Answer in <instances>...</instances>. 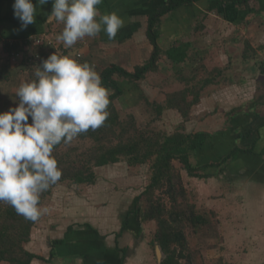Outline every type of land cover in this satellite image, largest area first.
Returning <instances> with one entry per match:
<instances>
[{
	"label": "crops",
	"instance_id": "crops-1",
	"mask_svg": "<svg viewBox=\"0 0 264 264\" xmlns=\"http://www.w3.org/2000/svg\"><path fill=\"white\" fill-rule=\"evenodd\" d=\"M165 1L103 0L97 5L99 13L116 12L123 19L124 25L115 39L110 40L102 30L95 37L79 40L76 45L82 49L85 60L94 63L97 72L111 64L132 69L143 63L151 57L154 49V43L149 38L153 21V31L158 35L157 44L162 56L158 61L159 69L138 82H131L146 87L142 96L150 100L163 101L168 92L178 90L175 86L179 84L180 76L182 79L192 77L184 74L183 70L191 72L195 69L197 62L191 58L195 51H201L203 55L208 52L228 55L234 62L243 56V67L254 63L255 60L246 59L247 52L240 33L229 32L231 27H245L250 15L264 20V0H252L248 7L223 4L217 8L218 0H198L151 19ZM14 2L0 0V90H4V84H12L10 95L0 97V112L13 107L8 106V103H14L15 106L18 104L16 90L21 83L35 79V70L41 64H30L21 58L5 56L8 51L2 47V43L13 44L12 50L19 47L17 50L22 48L29 55L40 50V47L35 48L30 44L24 46L27 37L47 34L57 38L64 28L63 23L51 16L53 0L42 6L33 0L37 9L35 23L27 28H23L21 21L15 17ZM223 41L227 44H223ZM249 71L253 72L251 69ZM243 76L231 88L232 94L229 93L228 98L234 97V91L238 92L237 89L246 83ZM220 98L215 97L214 100L219 102ZM138 100L140 102V98ZM169 109L172 112H168ZM169 109L164 110L162 116L176 117V110ZM227 116L225 113L221 119L218 116L207 118L198 122L199 127L191 131L196 134L191 154L193 161L199 164L218 163L230 153V158L223 164L206 169L209 176L196 178L203 180V198L211 201L209 203L207 200L204 204L207 209L218 213L216 209L219 207L220 210L226 206L229 209L237 208L230 221L236 230L238 242L228 250L237 249L236 252L226 253L233 259L227 260L228 263L264 264V107L259 112H241L230 118ZM104 167L107 178L108 174L117 173L126 181L124 189L108 184L99 198L93 194L94 201H86L73 192H69L73 194L70 201H64V196L62 200L55 196L54 204L47 208L48 211L43 213L42 219L33 227L31 240L26 245L31 252L43 255L46 261L34 258L30 264H139L148 257V243H151L148 228L153 225L142 220L140 211H129L134 198L150 181L139 177L142 169L131 171L126 161ZM52 251L55 253L53 256Z\"/></svg>",
	"mask_w": 264,
	"mask_h": 264
},
{
	"label": "trees",
	"instance_id": "trees-1",
	"mask_svg": "<svg viewBox=\"0 0 264 264\" xmlns=\"http://www.w3.org/2000/svg\"><path fill=\"white\" fill-rule=\"evenodd\" d=\"M195 1L198 0H166L151 16V19H156L161 14ZM251 1L218 0L215 8L221 7L223 4L248 7ZM152 22L149 38L154 43V49L148 60L135 65L132 69L119 64H111L98 72L102 78L103 86L109 92L110 102L106 109L108 116L99 128L89 129L77 137L83 141L90 140L83 163L71 160L72 150L79 148L78 143V145H72L62 142L55 146L53 155L58 161L62 175L55 185L41 194L40 205L46 204L47 196L52 193L55 186L65 183L67 180L76 185L78 189L82 184H94L96 182L95 167L126 161L132 171L150 163V182L134 198L129 212L138 213L140 211L142 220L154 225L152 232L154 238L151 242L152 245H159L163 252L161 264H200L195 261V253L190 246V235L198 232L200 227L208 225L212 221V217H217V214L212 209H207L205 212L199 210L194 200L195 196L186 187L181 170L185 169L191 177H207L209 173L206 172V169L220 166L230 158V153L218 163L199 164L193 161L191 156L196 134L186 132L183 123H180L173 132L158 130L154 123L160 120L163 111L169 108L178 109L187 118L190 109L200 101V91L206 86L216 83L218 80L216 77L220 76V70L218 69L216 72V69L209 76H204L202 84V81H199V84L194 83L195 74L192 77L184 78L185 86L174 92H168L163 101H153L145 96L149 105L146 107V112H148L146 116L149 118L152 116L147 123L138 121L136 115L122 118L115 103L116 99L124 92L119 79L124 78L130 82H138L147 74L159 69L158 61L162 57L161 49L157 44L158 35L153 31L154 24ZM76 47L75 44L71 49ZM12 48L9 44L5 45V50L8 51L7 57H13ZM20 51L21 55L17 58H21L23 61L27 60L30 64L38 63V58L35 57L32 62H29V56L23 52L22 48ZM40 51L43 54L44 50L41 47ZM250 56H253V53H246V59L255 60V62L249 63V70L258 71L261 69L264 73V60L258 61L255 57L249 59ZM203 57L201 51H195L191 55L193 62H197L196 64L201 62ZM194 70L198 71V67L195 66ZM193 90L196 93L191 101L188 100V95ZM263 107L264 79L256 82V92L250 101L243 103L240 107H234L226 114L230 118L241 112H259ZM29 122H31V118ZM42 217L43 215L35 221L27 219L18 214L11 205L0 202V264H30L34 258L46 261L43 255L35 254L26 247L31 240L33 227ZM53 254H55L54 251L51 252V256Z\"/></svg>",
	"mask_w": 264,
	"mask_h": 264
},
{
	"label": "clouds",
	"instance_id": "clouds-1",
	"mask_svg": "<svg viewBox=\"0 0 264 264\" xmlns=\"http://www.w3.org/2000/svg\"><path fill=\"white\" fill-rule=\"evenodd\" d=\"M103 0H53L51 16L64 24L57 39L71 48L102 30L110 40L123 27L116 13L101 15ZM46 5L49 0H37ZM14 15L23 28L35 23L33 0H15ZM35 79L16 90L18 104L0 112V202L30 220L48 211L40 205L41 194L61 178L53 155L55 146L71 143L106 120L109 92L94 65L56 52L43 60ZM31 118V122H29ZM163 254L157 252V261Z\"/></svg>",
	"mask_w": 264,
	"mask_h": 264
},
{
	"label": "rangeland",
	"instance_id": "rangeland-1",
	"mask_svg": "<svg viewBox=\"0 0 264 264\" xmlns=\"http://www.w3.org/2000/svg\"><path fill=\"white\" fill-rule=\"evenodd\" d=\"M247 19L248 22L245 24V27L244 25H240L239 27L237 26L231 27L229 34L239 32L240 33L239 36L241 37V40L245 44V51H249L247 52L249 54L253 53V57H255V59H257L258 61H262L264 60V20L253 15L248 16ZM243 31H245L244 35H243ZM217 40L220 41V39ZM222 43L227 44L224 41ZM1 55H5V54L2 53ZM238 58L239 61L234 62V60L230 59L228 55L222 56L219 53L217 54L216 52H208L206 55H204L201 62L196 64V66L198 67V71H195L193 69V71L190 72L188 69H184L183 73L187 74V76L188 75L194 76V74L196 75L193 79L195 84L197 83L199 84V81H202L204 76L206 75L209 76V74H211L212 71L214 72L217 69L216 70L217 72L219 69L220 76L216 77V79L220 78V81H217L214 84H210L208 87L206 86L204 89H202V91H200L201 92L199 97L200 101L198 104H195L194 107H192V109H190V113L187 116V118H185L178 109H175L176 117L162 116L160 120L154 123L155 128L158 130H166L168 132H173L174 130L177 129V126L180 123H183L185 125V131L191 132L194 131L197 127H199L198 122L201 123L207 118H214V117L217 118V116L219 119H221L222 117L224 118L225 113L233 109V105H237L240 107L243 103L249 101L248 100L249 97L255 95L256 82L258 80L264 79V73L260 69L256 71L255 74H253L254 71L250 72L248 70L247 65L246 67H243L244 64H242L241 59L244 57L240 56ZM242 74H244V76ZM242 76L244 77V79H246V83L242 84L239 87V89H237L238 92L236 90L234 91V95H235L234 97L228 98L230 97V94H232L231 88L235 87L234 84H236V81L239 80L238 78ZM230 78H233L234 81L233 82L230 81ZM125 81L127 82V84L122 85ZM119 82L121 87L124 88V92L119 98L116 99L115 103L118 109L120 110V114L122 118L136 115L138 121L141 122L145 121V123H147V121L151 119L152 116H150V118L146 116V114H148V112H146L147 109L146 107L149 106L147 102L148 97L146 98L145 95L142 96V94H145L146 87L143 88V85L141 86L140 85L138 86L137 84L135 85L134 83H131L130 81L124 78H120ZM229 82L232 83L229 84ZM251 82L252 84H250ZM202 83L203 81L201 82V84ZM11 85H9L8 83L4 84V90H0V97L3 95L5 97H8L10 95ZM184 86H185L184 79H182V77L180 76L179 84H177L175 87L176 89H179ZM167 89H169V87H167ZM170 90L172 89L170 88ZM194 93H196L195 90L189 93L188 100L191 101L193 100L195 95ZM152 94H154V92H152ZM216 94H220V95H216ZM215 97H222V98H220L221 100L218 102L214 100ZM138 98H140V102H138L139 101ZM8 106H15V105L14 103L13 104L8 103ZM168 112H172L171 109H169ZM71 144L72 145L77 144L79 146L78 149L72 150L73 151V153L71 154L72 162L76 160L80 164L83 163L84 158L86 156V149L90 145V140L83 141L78 138H75L71 142ZM140 169H142V173H141L142 175H139V177L141 179L143 177H144L143 179L147 178L146 179L147 182L150 181V172H149L150 163H146L140 166ZM94 171L96 174V182L94 183L95 185L82 184L78 189L76 185L71 184V182L67 180L65 181V183H62L54 187L52 193L48 194L47 196L48 200L46 204L42 205L41 207L43 208L51 207L54 204L55 200L53 198L55 196H58L61 200H62V196H64V201L66 200L70 201L73 198V194H69V192H73L74 194H79V197L81 198L83 197L86 201L89 199L94 201V199L92 198L93 194H96V196L99 198L100 193H103L104 190L107 189L108 184H111L113 187H117V186L121 187L122 189H124L123 188L124 184H127L126 181H123L121 176H119L117 173L115 174L110 173L108 174L109 178H107V176H105L104 174L105 173L104 166L95 167ZM181 173L183 175L186 187L189 190H191L192 195L195 196L194 200L199 210L205 212L207 210V207L204 204L207 202V200L209 201V203L211 201L210 199L203 198L204 191L201 189V184L203 183L202 182L203 180L189 176L185 169H182ZM112 178H114V180L112 182H109L108 180ZM70 187H74L76 190ZM237 206L238 204L235 205V207ZM236 209L237 208L229 209L228 206H226L225 208H221V210L220 207L216 209L218 213L215 210H213L216 212L217 217L216 216L212 217V221L208 225H204L200 227L198 229V232H196L193 235L192 234L190 235L189 238L190 246L193 252L195 253L196 263L229 264L228 261H233L231 255L228 256L226 255V253L229 254V252L231 253L236 252L237 249L236 247L232 251L228 250V248L232 247L233 244H236V242H238L236 238L237 237L236 230L233 229L231 224L232 222L230 221L231 219L234 218L233 215L236 214L235 213ZM148 229L150 230L151 233L150 240H152L154 238L152 236L154 225ZM148 244H149L148 247L149 251L147 252L148 257L142 260L139 264H161L160 262L157 261V248H156L157 245L156 244L152 245V242L151 243L149 242Z\"/></svg>",
	"mask_w": 264,
	"mask_h": 264
},
{
	"label": "built area",
	"instance_id": "built-area-1",
	"mask_svg": "<svg viewBox=\"0 0 264 264\" xmlns=\"http://www.w3.org/2000/svg\"><path fill=\"white\" fill-rule=\"evenodd\" d=\"M12 43V42H11ZM2 47H5L6 44L2 43ZM33 45L34 47H41L44 52L43 54L41 53L40 50L33 51L30 53L29 56V62H32L34 58H38L39 61L41 62L45 59H47L51 54L55 53L57 55L63 56V55H71L72 58L76 59L77 61L83 63L86 62L85 55L82 51L81 48L76 47V48H65L64 44L62 41L58 40L54 35H47V34H42L39 36L36 35H31L26 38L24 41V45ZM13 45V44H9ZM20 46V45H19ZM19 47L16 48V50H12L11 54L13 57H19L21 55L20 49L17 50ZM1 49V47H0ZM91 65L95 64L92 62H88Z\"/></svg>",
	"mask_w": 264,
	"mask_h": 264
},
{
	"label": "water",
	"instance_id": "water-1",
	"mask_svg": "<svg viewBox=\"0 0 264 264\" xmlns=\"http://www.w3.org/2000/svg\"><path fill=\"white\" fill-rule=\"evenodd\" d=\"M157 252H158V250H159V252H161L162 253V250H161V248H160V246L159 245H157ZM162 261V260H161ZM161 261H159L160 263H161Z\"/></svg>",
	"mask_w": 264,
	"mask_h": 264
}]
</instances>
